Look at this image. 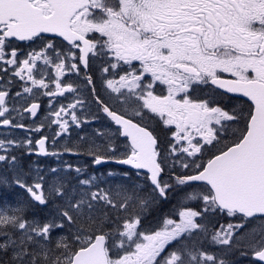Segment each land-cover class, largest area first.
<instances>
[{
  "label": "snow or ice",
  "instance_id": "snow-or-ice-1",
  "mask_svg": "<svg viewBox=\"0 0 264 264\" xmlns=\"http://www.w3.org/2000/svg\"><path fill=\"white\" fill-rule=\"evenodd\" d=\"M0 130V264H264V0H0Z\"/></svg>",
  "mask_w": 264,
  "mask_h": 264
},
{
  "label": "trees",
  "instance_id": "trees-1",
  "mask_svg": "<svg viewBox=\"0 0 264 264\" xmlns=\"http://www.w3.org/2000/svg\"><path fill=\"white\" fill-rule=\"evenodd\" d=\"M65 159L73 160V158H71V157H65ZM42 165L45 166L46 164L43 163ZM109 167L110 168H118L115 166H109ZM18 192H21V190L19 188H16L15 190H0V200L14 201L15 199L19 198V197L13 196L15 193H18ZM173 205L174 204L172 203V201H169V203H167V202L161 203L159 205V207H157L152 212V214L147 217L148 229L154 230V229L158 228L159 225L161 224L160 222H162L165 217L171 215L172 210L170 208L173 209ZM243 264H246V261H244Z\"/></svg>",
  "mask_w": 264,
  "mask_h": 264
},
{
  "label": "rangeland",
  "instance_id": "rangeland-1",
  "mask_svg": "<svg viewBox=\"0 0 264 264\" xmlns=\"http://www.w3.org/2000/svg\"><path fill=\"white\" fill-rule=\"evenodd\" d=\"M97 128L103 130V129H105V128H111V127H109V126H105V125H103V126H100V125H94V124L86 125V126L84 127L83 130H80V129L72 130V137L76 138V137H77V133H79V134H81V135H83V134H85V133H87V134H92L93 130H94V129H97ZM112 129H114V128H112ZM15 136H16V137H23L24 135L21 134V133H17V132H15ZM71 158L75 159L74 157H71ZM33 159L37 160L38 163H39V165H40V167L45 168V169H47L48 167H56V166H58V161L56 160V158H49V159L37 158V159H36V157H33ZM52 159H53V160H52ZM49 160H50V161H49ZM40 161H41V162H40ZM47 161H49V162H47ZM43 163H45L46 165L43 166V165H42ZM13 196L21 198V197H22V193H21V192H18V193H15ZM171 201H172L173 204H175V200H174V199L171 200ZM162 203H163V202H162ZM167 203H169V202H167ZM170 209L172 210V208H170ZM160 223H161V224H160L159 227L156 228V229H159V228L162 226V222H160ZM143 226H144V228H145L146 230H149L148 227H147V226H148V221H147V219H146L145 221H143ZM149 231H150V230H149Z\"/></svg>",
  "mask_w": 264,
  "mask_h": 264
},
{
  "label": "flooded vegetation",
  "instance_id": "flooded-vegetation-1",
  "mask_svg": "<svg viewBox=\"0 0 264 264\" xmlns=\"http://www.w3.org/2000/svg\"><path fill=\"white\" fill-rule=\"evenodd\" d=\"M48 98H43V101H46ZM45 107V104L42 102V109ZM89 109L91 112L95 113L97 111L96 106L94 104H89ZM27 123V121H25ZM92 124L94 125H100V126H109L111 128H115L116 126L114 124H112L109 120H107L106 118L103 117L102 114H100V118L97 119L96 121H94ZM2 131V130H0ZM17 133H21L23 135H25L23 130H16ZM76 138L72 137V140H75ZM121 140H123V138H121ZM37 158V157H36ZM38 158H44V159H49V157H38ZM49 162V161H48ZM118 167V166H117Z\"/></svg>",
  "mask_w": 264,
  "mask_h": 264
},
{
  "label": "water",
  "instance_id": "water-1",
  "mask_svg": "<svg viewBox=\"0 0 264 264\" xmlns=\"http://www.w3.org/2000/svg\"><path fill=\"white\" fill-rule=\"evenodd\" d=\"M117 127V126H116ZM113 166H117V165H114V164H112ZM118 167H120V166H118Z\"/></svg>",
  "mask_w": 264,
  "mask_h": 264
}]
</instances>
